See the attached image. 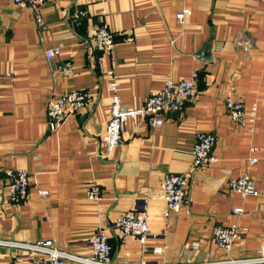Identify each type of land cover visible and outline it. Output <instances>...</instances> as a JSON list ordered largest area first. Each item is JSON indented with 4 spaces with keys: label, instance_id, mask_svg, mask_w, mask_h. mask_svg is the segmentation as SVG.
<instances>
[{
    "label": "crops",
    "instance_id": "obj_1",
    "mask_svg": "<svg viewBox=\"0 0 264 264\" xmlns=\"http://www.w3.org/2000/svg\"><path fill=\"white\" fill-rule=\"evenodd\" d=\"M76 8L88 12L80 22L71 16ZM184 8L190 13L179 21ZM102 21L115 34L108 52L89 40ZM53 48L59 52L47 58ZM64 65L70 72L58 69ZM167 77L194 80L196 94L160 125L128 119L118 146L105 154L110 80L123 106H138ZM72 90L87 91L89 107L51 130L49 101ZM228 95L256 106L253 121L231 120ZM201 131L215 136L218 160L194 167ZM250 158L257 194L241 197L227 183ZM8 169L30 176L21 202L10 198ZM170 173L188 178L177 212L167 210L160 187ZM88 183L100 188L98 199L87 197ZM126 211L146 214L143 240L111 228ZM215 225L239 227L229 250L214 243ZM98 228L106 230L114 264H264V1L45 0L34 8L0 0V264L25 257L13 243L42 239L88 255Z\"/></svg>",
    "mask_w": 264,
    "mask_h": 264
},
{
    "label": "built area",
    "instance_id": "obj_2",
    "mask_svg": "<svg viewBox=\"0 0 264 264\" xmlns=\"http://www.w3.org/2000/svg\"><path fill=\"white\" fill-rule=\"evenodd\" d=\"M15 4L34 8L39 7L45 0H12ZM264 1V0H262ZM190 11L186 8L176 13V18L181 21ZM88 15L87 9L76 8L72 12V18L80 22ZM90 42L98 49L110 51L115 44V34L111 32L105 22L97 26ZM59 52L58 48L45 51V56L51 58ZM65 73L70 72L69 65L58 66ZM117 80L112 78L109 82L110 101L108 106V119L103 134V152L112 153L121 139L124 123L128 119L146 120L150 125H160L165 114L177 113L183 109L186 103L196 94V84L192 79L175 80L167 77L160 90L149 94L138 106H123L117 93ZM90 105L88 92L85 90H72L58 98L51 99L47 106L48 126L56 130L61 126L64 119L76 114ZM227 115L238 124H246L253 121L256 115V106H245L241 101L233 99L230 95L225 98ZM216 143L215 136L210 132H196L195 142L192 146V165L200 167L215 163L218 158L214 153ZM256 161L255 158L248 160L245 170L237 177L231 178L227 188L241 197L254 196L257 194L255 183L249 174V167ZM6 186L13 202H21L28 195L30 188V176L26 171L8 169L6 171ZM162 198L168 211L177 212L186 200L188 178L184 174L170 173L165 175L161 182ZM86 195L90 199H98L101 195L100 188L94 183L85 186ZM39 194L47 196L48 191L38 189ZM232 211L240 212V208ZM111 228L119 235L132 234L143 240L149 233L147 216L142 211H126L119 214L112 222ZM212 238L216 246L222 250H229L238 234L237 225H215L212 228ZM14 246L26 250L25 257L19 264H65L68 260L74 264H114L110 260V247L107 233L104 228H98L92 232L89 238L90 252L88 255H77L57 248L50 239L38 240L34 243H13ZM196 247V246H195ZM155 253L160 254L162 248L156 247ZM258 260V259H255ZM235 263L239 260L200 262L193 264H224Z\"/></svg>",
    "mask_w": 264,
    "mask_h": 264
},
{
    "label": "water",
    "instance_id": "obj_3",
    "mask_svg": "<svg viewBox=\"0 0 264 264\" xmlns=\"http://www.w3.org/2000/svg\"><path fill=\"white\" fill-rule=\"evenodd\" d=\"M209 48H210V41H207L205 43V57L208 58L209 57Z\"/></svg>",
    "mask_w": 264,
    "mask_h": 264
}]
</instances>
